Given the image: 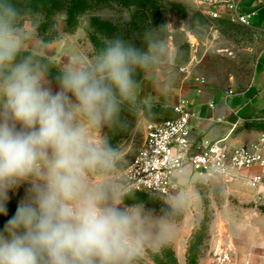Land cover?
Instances as JSON below:
<instances>
[{
    "label": "clouds",
    "instance_id": "1",
    "mask_svg": "<svg viewBox=\"0 0 264 264\" xmlns=\"http://www.w3.org/2000/svg\"><path fill=\"white\" fill-rule=\"evenodd\" d=\"M37 27L29 8L0 0V216L8 217L0 264H146L178 234L194 194L157 188L158 210L133 201L127 162L105 129L125 126L137 76L155 73L167 40L155 30L142 46L115 35L53 73L42 56L25 54L29 43L39 51Z\"/></svg>",
    "mask_w": 264,
    "mask_h": 264
},
{
    "label": "crops",
    "instance_id": "2",
    "mask_svg": "<svg viewBox=\"0 0 264 264\" xmlns=\"http://www.w3.org/2000/svg\"><path fill=\"white\" fill-rule=\"evenodd\" d=\"M239 13L246 15V26L263 37L254 73L242 90L229 93L212 84L160 78L154 84L158 92L150 102L171 108L182 104L190 113L188 138L192 143L223 140L234 147L264 138V0H243ZM25 50L51 59L42 50ZM146 97L144 94L141 99ZM184 170L187 176L176 177L179 193L194 194L190 197L194 208H186L178 234L168 244L177 263L186 264L188 240L206 215L201 206L202 197H206L209 222L197 264H264V169L253 166L230 179L195 174L188 167ZM253 175H261L262 183L252 186L249 179ZM10 195V201L18 203L24 188Z\"/></svg>",
    "mask_w": 264,
    "mask_h": 264
},
{
    "label": "rangeland",
    "instance_id": "3",
    "mask_svg": "<svg viewBox=\"0 0 264 264\" xmlns=\"http://www.w3.org/2000/svg\"><path fill=\"white\" fill-rule=\"evenodd\" d=\"M160 1L161 8L158 9L157 16L148 13L143 19L133 8H104L94 13L102 20L112 22L121 36L138 46H142L146 31L155 30L166 38L169 49L168 52L161 50L155 73L138 74L136 102L122 113L125 126L105 129L113 143L120 146L125 157L127 163L124 175L141 147L146 122H159L174 117L173 108H157L150 102L157 95L158 90L154 84L158 78L173 83L212 84L221 87L223 92H239L254 73L256 56L263 39L246 25L226 20H208L198 11L194 0ZM33 17L38 18L39 25L42 17ZM51 19L54 39L47 44L43 43L36 29L35 44L59 68L69 58L89 59L95 53L89 40L92 30L88 24V14L81 15L71 31L65 30L63 14L55 13ZM98 37L102 48L105 38ZM26 48L34 49L32 43ZM175 54V63L171 64L170 57ZM169 72L171 75L167 76ZM144 94L146 99H141ZM128 193H132L136 201L144 202L149 208L159 209L158 201L152 198V194L130 190ZM190 199L187 207L192 211L194 203ZM201 204L206 213L205 219H208L206 197H202ZM204 244L205 241L202 248ZM166 246L172 250L169 245ZM154 253H149L146 262H151Z\"/></svg>",
    "mask_w": 264,
    "mask_h": 264
},
{
    "label": "built area",
    "instance_id": "4",
    "mask_svg": "<svg viewBox=\"0 0 264 264\" xmlns=\"http://www.w3.org/2000/svg\"><path fill=\"white\" fill-rule=\"evenodd\" d=\"M242 1L194 0L198 11L210 21L247 25L246 15L239 13ZM173 112L170 119L146 122L141 147L125 173L128 190L152 194L158 188L161 196L170 190L179 191L176 177L186 167L195 174L224 179L238 177L253 166L264 169L263 137L234 147L223 140L200 139L192 143L188 138L190 113L182 104L175 105ZM249 181L257 186L262 183L261 175H253Z\"/></svg>",
    "mask_w": 264,
    "mask_h": 264
},
{
    "label": "trees",
    "instance_id": "5",
    "mask_svg": "<svg viewBox=\"0 0 264 264\" xmlns=\"http://www.w3.org/2000/svg\"><path fill=\"white\" fill-rule=\"evenodd\" d=\"M16 3L31 10V16L39 15L42 21L37 27L40 40L43 43L51 42L55 34L52 30V16L55 13H61L64 16L65 30L71 31L75 27L77 19L83 15L88 14V24L92 30L89 33V40L93 46L94 51L100 49L99 37L112 38L115 35H120L116 27L109 20H102L94 13L104 8H133L142 19L146 14H154L157 16L158 9L161 8L160 0H15ZM34 53L26 51L25 54ZM39 55L37 53H34ZM42 56V55H39ZM47 62L52 65L53 73L57 72L59 68L51 59L42 56ZM153 106L160 108L162 105L154 104ZM167 108V107H166ZM162 110V109H161ZM139 193V192H136ZM136 201L135 196L129 193ZM17 203L10 201L8 204L9 216L14 214ZM149 207L148 205H146ZM8 217L0 216V230ZM209 218L202 219L197 228L192 232L186 249V264H197L199 255L202 251V243L206 240V229ZM202 248V249H201ZM146 264H178L172 250L165 246L156 251L151 259V262Z\"/></svg>",
    "mask_w": 264,
    "mask_h": 264
}]
</instances>
